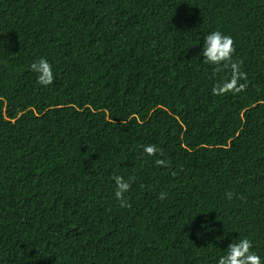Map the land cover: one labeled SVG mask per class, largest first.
<instances>
[{
  "label": "trees",
  "instance_id": "1",
  "mask_svg": "<svg viewBox=\"0 0 264 264\" xmlns=\"http://www.w3.org/2000/svg\"><path fill=\"white\" fill-rule=\"evenodd\" d=\"M215 30L238 94H212ZM243 238L264 262V0H0V264H218Z\"/></svg>",
  "mask_w": 264,
  "mask_h": 264
},
{
  "label": "clouds",
  "instance_id": "2",
  "mask_svg": "<svg viewBox=\"0 0 264 264\" xmlns=\"http://www.w3.org/2000/svg\"><path fill=\"white\" fill-rule=\"evenodd\" d=\"M235 53L234 41L230 35L223 34L220 30L212 31L206 37H204V47L201 55L204 57L206 64L216 65L213 69L214 72H220L222 70H229L230 76L222 83L217 84L212 89L214 96H223L227 93L238 94L246 90L247 85L239 83L240 80H246V73L240 70V63L233 59ZM30 70L37 74V82L42 86H49L54 81V74L52 66L46 58H40L34 61L30 65ZM143 151L148 156H156L158 153L163 156L162 150L156 145L149 144L143 146ZM157 166H166L164 159H156ZM116 190L115 197L120 201V207H130L125 198L131 188V183L134 182L135 177H129L125 180L121 176H114ZM167 193L161 192L158 195V199L163 200ZM227 199H231L233 193L227 192ZM218 264H264L261 257L252 251V243L248 238H243L238 242H232L227 246V252L222 255Z\"/></svg>",
  "mask_w": 264,
  "mask_h": 264
}]
</instances>
